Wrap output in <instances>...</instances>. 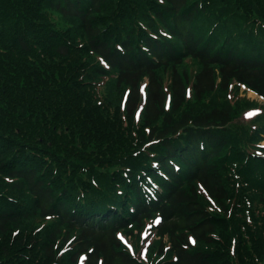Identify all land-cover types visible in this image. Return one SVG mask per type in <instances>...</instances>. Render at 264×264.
I'll list each match as a JSON object with an SVG mask.
<instances>
[{
	"label": "trees",
	"instance_id": "obj_1",
	"mask_svg": "<svg viewBox=\"0 0 264 264\" xmlns=\"http://www.w3.org/2000/svg\"><path fill=\"white\" fill-rule=\"evenodd\" d=\"M239 86L264 100V0H0V264H150L120 234L157 221L165 264H264Z\"/></svg>",
	"mask_w": 264,
	"mask_h": 264
},
{
	"label": "rangeland",
	"instance_id": "obj_2",
	"mask_svg": "<svg viewBox=\"0 0 264 264\" xmlns=\"http://www.w3.org/2000/svg\"><path fill=\"white\" fill-rule=\"evenodd\" d=\"M148 83H145L143 88L145 89L146 85ZM251 92L254 93L256 96L251 95ZM239 97L245 98L251 102H256L260 105H264V100L260 98L255 92L247 89L245 86H239ZM256 109H250L247 112V115L250 116V112L257 111ZM258 111L255 113L257 115ZM254 116V115H253ZM261 146L264 147V142L261 143ZM204 200L207 203L208 207L213 211H220L221 207L217 205L214 201L211 200L206 194L204 195ZM159 221L155 222V224L146 223L142 229L136 230L135 234L139 236V238H132L130 235H126L125 233H121L120 237L123 240L125 244H128V247L132 248L134 250L135 255L140 256L142 260L145 262H148L150 264H165L166 261L169 259L168 256L166 257H160L158 254V246L160 245V237L157 236V230L155 229V226L158 224ZM35 234H38V231L35 229L33 231ZM245 243L252 246V242L250 240H244ZM167 242V239L165 240ZM142 245V248L140 249V246ZM238 264H240L241 260L238 255L234 256Z\"/></svg>",
	"mask_w": 264,
	"mask_h": 264
},
{
	"label": "bare ground",
	"instance_id": "obj_3",
	"mask_svg": "<svg viewBox=\"0 0 264 264\" xmlns=\"http://www.w3.org/2000/svg\"><path fill=\"white\" fill-rule=\"evenodd\" d=\"M251 95L256 96L254 93L251 92Z\"/></svg>",
	"mask_w": 264,
	"mask_h": 264
}]
</instances>
